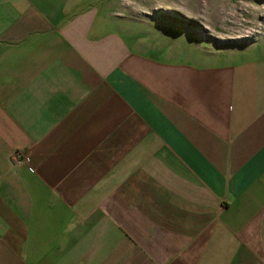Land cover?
I'll return each mask as SVG.
<instances>
[{
  "label": "crops",
  "instance_id": "crops-1",
  "mask_svg": "<svg viewBox=\"0 0 264 264\" xmlns=\"http://www.w3.org/2000/svg\"><path fill=\"white\" fill-rule=\"evenodd\" d=\"M136 21L0 0V264H264V53Z\"/></svg>",
  "mask_w": 264,
  "mask_h": 264
},
{
  "label": "rangeland",
  "instance_id": "rangeland-1",
  "mask_svg": "<svg viewBox=\"0 0 264 264\" xmlns=\"http://www.w3.org/2000/svg\"><path fill=\"white\" fill-rule=\"evenodd\" d=\"M101 1L84 0V4ZM111 1L124 6V16L137 20V25L130 23L133 29L144 32L157 47L184 57L264 53V0Z\"/></svg>",
  "mask_w": 264,
  "mask_h": 264
},
{
  "label": "built area",
  "instance_id": "built-area-1",
  "mask_svg": "<svg viewBox=\"0 0 264 264\" xmlns=\"http://www.w3.org/2000/svg\"><path fill=\"white\" fill-rule=\"evenodd\" d=\"M15 158H16V160L18 161V162H28L29 161V157L26 155V153H24V152H18V153H16V155H15Z\"/></svg>",
  "mask_w": 264,
  "mask_h": 264
}]
</instances>
